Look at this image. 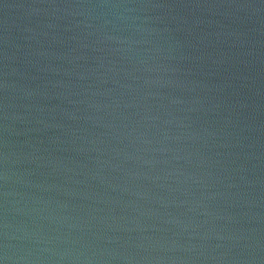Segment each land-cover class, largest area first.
<instances>
[{"label":"water","instance_id":"1","mask_svg":"<svg viewBox=\"0 0 264 264\" xmlns=\"http://www.w3.org/2000/svg\"><path fill=\"white\" fill-rule=\"evenodd\" d=\"M0 264H264V0H0Z\"/></svg>","mask_w":264,"mask_h":264}]
</instances>
